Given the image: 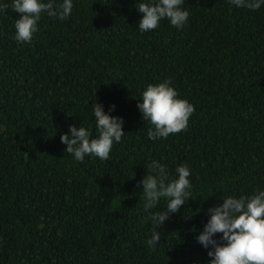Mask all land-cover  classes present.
<instances>
[{"label":"trees","instance_id":"trees-1","mask_svg":"<svg viewBox=\"0 0 264 264\" xmlns=\"http://www.w3.org/2000/svg\"><path fill=\"white\" fill-rule=\"evenodd\" d=\"M0 2V264H209L196 241L208 208L264 188V7L185 0V27L141 33L137 0H74L19 43ZM164 81L195 110L186 130L151 140L137 103ZM95 100L115 105L125 134L107 161L81 163L60 137L71 124L96 135ZM152 160L192 171L191 198L158 228L150 215L166 202L145 211L138 187Z\"/></svg>","mask_w":264,"mask_h":264},{"label":"clouds","instance_id":"clouds-1","mask_svg":"<svg viewBox=\"0 0 264 264\" xmlns=\"http://www.w3.org/2000/svg\"><path fill=\"white\" fill-rule=\"evenodd\" d=\"M185 0H137L136 10L142 14L137 30L141 33L159 27L167 20L177 29L185 27L189 12ZM234 8H246L258 11L264 7V0H228ZM9 5L0 2V14H5ZM11 9L18 14L15 21V40L19 43H31L38 31L42 14L59 20L68 19L74 7V0H11ZM137 108L142 119L148 121L151 128L147 137L151 140L166 139L169 135L187 129L194 106L186 99H180L178 91L170 81L149 84L142 91ZM95 120L96 135L84 126L69 125L68 133L61 135L65 151L75 161L83 162L86 156L107 161L114 144L121 142L124 119L113 116L115 105L105 112L104 106L95 100L91 102ZM192 171L187 164L178 165L175 175H170L168 167L157 160L147 165L138 187L140 198L144 201L145 211L155 208L163 199L166 208L150 215L157 228L173 213L180 211L191 198ZM207 222L196 236V241L210 258L209 264H264V188L256 189L251 195H228L222 197V203L207 210ZM219 238L217 239V235ZM161 233L154 231L146 243L153 250L159 245Z\"/></svg>","mask_w":264,"mask_h":264}]
</instances>
